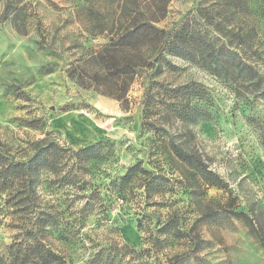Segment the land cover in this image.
Instances as JSON below:
<instances>
[{
	"label": "rangeland",
	"instance_id": "rangeland-1",
	"mask_svg": "<svg viewBox=\"0 0 264 264\" xmlns=\"http://www.w3.org/2000/svg\"><path fill=\"white\" fill-rule=\"evenodd\" d=\"M0 10V152L16 160L46 136L75 150L101 142L104 158L84 177L73 164L44 173L40 197L58 224L48 241L70 264H264V97L177 55L138 71L127 106L69 77L108 43L89 33L78 0H27L25 30ZM208 14V12H204ZM262 20V19H261ZM242 56L264 76V20L242 17ZM226 39L197 0H171L160 29L185 25ZM253 27V29H251ZM228 42V40H227ZM88 79V78H87ZM205 113L197 124L179 115ZM194 154L221 180L202 182L173 152ZM135 166L132 192L123 176ZM0 193V256L21 264L25 223ZM244 213L248 220L234 213Z\"/></svg>",
	"mask_w": 264,
	"mask_h": 264
},
{
	"label": "trees",
	"instance_id": "trees-1",
	"mask_svg": "<svg viewBox=\"0 0 264 264\" xmlns=\"http://www.w3.org/2000/svg\"><path fill=\"white\" fill-rule=\"evenodd\" d=\"M2 1L5 2L2 18L10 20L17 30L24 32V3L27 0ZM78 1L83 4L76 5V12L84 15L89 22V33L108 38L102 50L90 54L85 63L73 66L68 71L69 77L81 87H95L101 94L126 107L127 95L138 71L166 62L168 54L196 62L215 76L224 77L237 85L254 87V92L260 91L264 97V76L242 56V49L249 43L238 37L240 28H243L242 17L259 22L264 20V0H197L208 25L226 42H221L219 37L210 38L188 24L175 33L160 29L157 24L166 18L171 0ZM1 5L0 0V10ZM179 117L185 122L197 124L206 118V114L190 110ZM101 145L99 142L75 150L46 136L31 145V154L26 159L16 160L0 152V193H7L5 204L8 211L20 216L25 223V241L17 246L21 264H70L66 243L59 245L61 252L48 241L58 219L53 211L45 209L43 205L41 179L44 173L58 174L61 164L68 162L73 164L78 176L84 177L90 171L91 162L104 158ZM173 152L195 171L194 174L202 182L221 186L222 180L209 170L200 157L177 146L173 147ZM136 172L146 171L135 166L122 178L120 193L124 200L132 192ZM234 214L245 221L249 219L242 212ZM250 228L264 242V235L254 225ZM182 259V256H177L171 264H179ZM0 264L13 262L0 256Z\"/></svg>",
	"mask_w": 264,
	"mask_h": 264
}]
</instances>
